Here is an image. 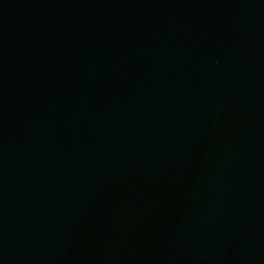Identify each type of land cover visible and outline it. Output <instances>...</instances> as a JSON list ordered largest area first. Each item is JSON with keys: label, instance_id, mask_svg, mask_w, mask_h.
<instances>
[{"label": "water", "instance_id": "1", "mask_svg": "<svg viewBox=\"0 0 264 264\" xmlns=\"http://www.w3.org/2000/svg\"><path fill=\"white\" fill-rule=\"evenodd\" d=\"M0 264H264V0H0Z\"/></svg>", "mask_w": 264, "mask_h": 264}]
</instances>
